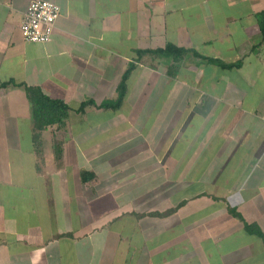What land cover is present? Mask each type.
I'll list each match as a JSON object with an SVG mask.
<instances>
[{"label": "crops", "instance_id": "0c3cea01", "mask_svg": "<svg viewBox=\"0 0 264 264\" xmlns=\"http://www.w3.org/2000/svg\"><path fill=\"white\" fill-rule=\"evenodd\" d=\"M30 1L0 0V264H264V0H53L48 42ZM169 42L221 63L138 57ZM26 85L70 106L39 144Z\"/></svg>", "mask_w": 264, "mask_h": 264}, {"label": "trees", "instance_id": "16d2710c", "mask_svg": "<svg viewBox=\"0 0 264 264\" xmlns=\"http://www.w3.org/2000/svg\"><path fill=\"white\" fill-rule=\"evenodd\" d=\"M259 24L264 37V11L259 14ZM138 57L142 58L146 54L153 56L170 57L173 63L169 66V74L175 75L178 72L177 63L181 61L189 52L201 57L204 60L221 63L219 58L202 55L196 49L179 46L175 43L169 42L165 47L160 48H146L138 49ZM176 64V65H175ZM134 67L131 63L128 69L124 72L122 79L118 85V96L115 99L105 100L99 103L100 106H119L126 92V80ZM5 84V83H4ZM28 97L34 105L35 125H34V139L36 144H39L41 132L49 125L56 124L58 127L65 126L66 119L69 114L70 106L68 103L60 98H53L47 95L40 87L26 85ZM94 102L93 100H88ZM249 228V225H248ZM261 233L260 229H257ZM262 234V233H261Z\"/></svg>", "mask_w": 264, "mask_h": 264}, {"label": "built area", "instance_id": "2783aa9c", "mask_svg": "<svg viewBox=\"0 0 264 264\" xmlns=\"http://www.w3.org/2000/svg\"><path fill=\"white\" fill-rule=\"evenodd\" d=\"M61 14V6L53 0H31L20 25L24 40L48 42Z\"/></svg>", "mask_w": 264, "mask_h": 264}]
</instances>
